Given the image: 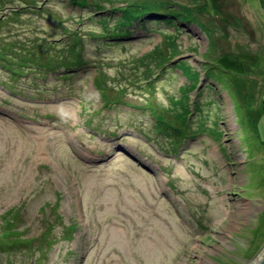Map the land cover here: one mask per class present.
Segmentation results:
<instances>
[{
  "label": "rangeland",
  "instance_id": "rangeland-1",
  "mask_svg": "<svg viewBox=\"0 0 264 264\" xmlns=\"http://www.w3.org/2000/svg\"><path fill=\"white\" fill-rule=\"evenodd\" d=\"M7 229L0 264H253L264 0H0Z\"/></svg>",
  "mask_w": 264,
  "mask_h": 264
},
{
  "label": "trees",
  "instance_id": "trees-1",
  "mask_svg": "<svg viewBox=\"0 0 264 264\" xmlns=\"http://www.w3.org/2000/svg\"><path fill=\"white\" fill-rule=\"evenodd\" d=\"M80 3H82L81 1H80ZM76 5H78V4H76ZM84 5V4H83ZM82 5V6H83ZM78 6H80V5H78ZM100 6L101 5H96V7H98V8H100ZM102 7V6H101ZM105 7V6H104ZM101 9V8H100ZM103 9V8H102ZM125 10L123 11V12H125V13H127L128 12V14L130 13V12H132L133 10H131V11H128L127 10V8H124ZM191 12L189 11V9H188V13L187 14H190ZM125 15V14H124ZM130 18H128V19H124V22H125V20L126 21H128V20H130V19H133V18H136V17H139V16H134V15H132V14H130V16H129ZM188 18V17H187ZM156 50V49H155ZM157 53L159 54L160 53V50L157 48ZM148 55H150V57L152 56L150 53L148 54ZM161 55H162V52H161ZM150 57H147L146 59L148 60V59H150ZM152 61H154V62H156V60H154V59H152ZM72 65V67H74L75 65H83V58H82V56H78V62H76V63H71ZM151 65V64H150ZM158 66H160L161 67V65L160 64H158ZM72 67H70V68H72ZM192 67L193 66H191V69H192ZM69 68V69H70ZM181 68L183 69L184 68V66L182 67V65H181ZM198 76H199V74L196 72V74H194V76H193V79L195 80V87H190V88H192V89H196L197 88V85H196V83H197V81H198ZM180 102V101H179ZM181 105H182V109L184 110L183 112H182V114L184 115V116H189V114L191 113V106H190V104H185V102H184V104H182L181 103ZM195 111V110H194ZM176 123L177 122H179V121H175ZM185 123V122H184ZM160 129H161V131L159 132V133H165V134H170L169 133V131H171V132H173L174 133V135L176 136V140H174L175 141V144H176V146H178L179 144H180V140L182 141L183 140V138H185V136H186V134H187V132L186 131H188L187 130V128L185 129V128H182L180 125H177V126H175V125H169L168 127H162V125H161V127H160ZM15 212V210L14 209H12V210H8V211H6V213L5 214H3V220H4V222L5 223H7V225L8 226H11V224L13 223V221L11 222V220H9L8 218H7V216H9V215H11V214H13ZM5 225V224H4ZM10 232V230H5V232H3L2 233V235L0 236V239L2 238V236H4V235H6V234H8ZM11 233H9L6 237H3L1 240H0V242H2V241H8L9 242V239L8 238H10V240H11V237H12V234L10 235ZM11 242H12V240H11ZM12 243H14V241L12 242Z\"/></svg>",
  "mask_w": 264,
  "mask_h": 264
},
{
  "label": "water",
  "instance_id": "water-1",
  "mask_svg": "<svg viewBox=\"0 0 264 264\" xmlns=\"http://www.w3.org/2000/svg\"><path fill=\"white\" fill-rule=\"evenodd\" d=\"M253 264H264V253Z\"/></svg>",
  "mask_w": 264,
  "mask_h": 264
}]
</instances>
